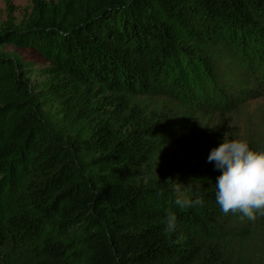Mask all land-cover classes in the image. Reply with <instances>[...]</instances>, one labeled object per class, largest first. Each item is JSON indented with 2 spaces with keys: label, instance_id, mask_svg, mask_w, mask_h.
Segmentation results:
<instances>
[{
  "label": "trees",
  "instance_id": "obj_1",
  "mask_svg": "<svg viewBox=\"0 0 264 264\" xmlns=\"http://www.w3.org/2000/svg\"><path fill=\"white\" fill-rule=\"evenodd\" d=\"M9 42L47 64L34 86L30 63L0 51V264H264V215L220 210L215 164L145 183L179 132L135 100L232 111L264 94V0H34L0 31ZM180 175L201 204H175Z\"/></svg>",
  "mask_w": 264,
  "mask_h": 264
},
{
  "label": "rangeland",
  "instance_id": "obj_2",
  "mask_svg": "<svg viewBox=\"0 0 264 264\" xmlns=\"http://www.w3.org/2000/svg\"><path fill=\"white\" fill-rule=\"evenodd\" d=\"M58 3L59 0H45ZM34 0H0V31L7 22L12 21L16 25L25 24L33 17ZM0 51L12 57L22 58L28 66V76L34 86H38L45 78L39 70L47 64L38 52L29 51L9 42L0 47ZM144 112L151 114L166 107L169 111L167 118L179 132L175 136H167L163 140V149L159 150L148 164L141 170V177L145 183H154L156 179H163L166 173L173 169L188 171L189 167L213 165L207 157L214 147L219 146L224 137L229 139L244 138L250 144L264 143V94L246 99L235 110L225 111L208 109L205 111L189 110L181 106L175 99L165 95L140 96L137 99ZM47 119L60 125V117L55 112V106L48 109L45 106ZM148 116V115H147ZM189 165V166H188ZM180 173V172H179ZM190 180L177 176L173 178L176 193L183 190ZM249 242V246L258 250V242ZM262 258L260 255L250 257L246 264H258ZM264 259V258H263Z\"/></svg>",
  "mask_w": 264,
  "mask_h": 264
},
{
  "label": "clouds",
  "instance_id": "obj_3",
  "mask_svg": "<svg viewBox=\"0 0 264 264\" xmlns=\"http://www.w3.org/2000/svg\"><path fill=\"white\" fill-rule=\"evenodd\" d=\"M207 161L214 162L221 171L215 181V199L223 213L240 212L249 219L264 215V148H254L244 138L229 139L226 135L219 146L211 149ZM201 203L199 195L193 199L183 190L175 199L181 208ZM176 228L177 216L168 212L165 230L173 232Z\"/></svg>",
  "mask_w": 264,
  "mask_h": 264
}]
</instances>
